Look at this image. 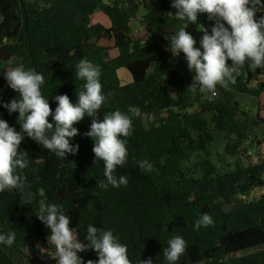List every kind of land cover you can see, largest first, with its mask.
Returning a JSON list of instances; mask_svg holds the SVG:
<instances>
[{"label": "trees", "instance_id": "16d2710c", "mask_svg": "<svg viewBox=\"0 0 264 264\" xmlns=\"http://www.w3.org/2000/svg\"><path fill=\"white\" fill-rule=\"evenodd\" d=\"M143 2L148 10L147 2L155 4L160 16L144 15L140 21L144 36L133 39L132 21ZM172 2L0 0L4 17L0 23V90L5 88L0 92V119L17 131L21 128L18 113L9 114L2 106L18 95L4 78L8 67L22 64L26 70L41 73V92L54 113L56 95L66 94L77 102L76 93L85 83L75 76L81 59L101 70L106 100L99 119L115 110L126 113L129 106L139 107L142 113L133 119V131L127 138L128 164L118 166L115 173L128 178L127 185L119 188L99 186L100 181L106 183L104 163L95 162L94 141L84 135L90 130L91 117L74 125L79 134L70 143L78 144L79 151L67 154L66 159L25 135L20 150L28 153L29 163L22 174L29 185L26 191L34 198L31 205H25L23 194L16 190L0 193V234L16 233L13 245L0 244V264H34L24 248L34 242L46 244L50 230L35 214L40 188L49 203L63 205L71 218L70 227L80 238L85 239L89 224L111 230L127 246L131 264L149 258L153 264H168L162 250L175 235L187 242L176 264H264V161L256 165L237 161L233 170L220 171L210 152L215 138L223 136L224 153L238 160L253 127L264 126V118H249L236 103L238 96L259 99L264 94V68L250 71L245 64L234 84L227 89L217 86L216 96L205 95L199 88L195 93L188 91L193 76L171 67L172 53L166 48L181 27L199 48L200 30L207 28L211 34L214 21L206 13L198 14L193 24L170 17L169 13L177 11ZM98 12L108 17L109 27L92 22ZM261 15L257 12V18ZM101 41H112L117 55L108 57ZM179 59L186 61L182 52ZM120 69L129 74L126 84L121 82ZM156 109L164 117L156 123L148 119L146 127L144 120ZM141 160L152 164L150 172L138 167ZM228 205L230 210L225 209ZM204 213L214 223L197 231L194 225ZM253 249L262 250L236 256ZM79 256L84 264L98 260L95 251Z\"/></svg>", "mask_w": 264, "mask_h": 264}, {"label": "clouds", "instance_id": "9594fccd", "mask_svg": "<svg viewBox=\"0 0 264 264\" xmlns=\"http://www.w3.org/2000/svg\"><path fill=\"white\" fill-rule=\"evenodd\" d=\"M171 6L177 11L168 15L188 24L197 23L198 14L203 13L214 21L211 34L206 28L200 30L203 35L199 48L185 27L171 37L166 48L173 57L181 52L184 54L187 67L193 73L188 91L195 93L199 88L201 92L207 90L215 95L218 85L227 89L229 84L235 83L236 75L245 64L250 71L264 68V15L257 18V12L264 11L262 0H173ZM3 21V15H0V23ZM75 76L85 82L83 90L76 93L77 102H71L66 94L56 95L57 107L53 113L49 100L41 92L44 84L41 73L34 69L26 70L22 64L4 73L8 86L18 95L2 106L9 114L18 113L17 121L21 128L17 131L6 120L0 119V193L16 190L23 194L24 204L31 205L34 197L26 191L29 185L27 177L22 174L29 163L28 153L20 150L25 135L58 158L66 159L67 154L76 155L79 151V145L70 141L79 134L74 125L85 116L91 117L92 122L84 135L94 141L95 162L100 160L104 163L106 183L100 181L99 186L119 188L127 185V176L115 173L118 166L128 164L127 138L133 131V119L142 115L141 109L129 106L126 113L115 110L103 114L101 120L99 113L106 96L102 92L99 66L81 59L75 66ZM50 116L52 122H49ZM138 167L150 172L153 166L148 160H141ZM38 195L41 199L35 214L50 230L48 243L55 249L56 264H84L78 253L89 249L98 254V260H88L87 264H131L127 246L120 243L111 230H99L89 224L85 236L87 243H82L70 227L71 218L63 205L49 203L43 188L39 189ZM213 223L212 217L204 213L194 227L199 231L202 226L208 227ZM15 240L14 231L0 234V244L11 246ZM186 248L185 239L175 235L163 248V256L168 264H176ZM140 264H153V259L142 260Z\"/></svg>", "mask_w": 264, "mask_h": 264}, {"label": "rangeland", "instance_id": "374dc122", "mask_svg": "<svg viewBox=\"0 0 264 264\" xmlns=\"http://www.w3.org/2000/svg\"><path fill=\"white\" fill-rule=\"evenodd\" d=\"M148 7H151L149 9L150 11L146 8L145 3L143 2L140 13L134 19L136 23H140L142 17L144 15H147L149 12H151L153 16L155 17L160 16V11L158 10V7L155 4L153 5L150 4V6ZM92 22L94 24L100 23L106 27L110 26V21L108 17L100 12L92 16ZM142 29L143 31H139V32L133 31L134 30L133 29L131 31L130 37L133 39H139L143 37L144 28L142 27ZM144 43L151 44L152 42L145 41ZM100 44L106 48V52L109 55L108 57L112 58L117 55V51L114 49V43L112 41H101ZM172 60H173L171 62L172 68L181 70L188 77L193 76V73H191L187 67V62L180 60L179 55L176 57L172 56ZM13 67H16V66H10L7 69L13 68ZM119 77L123 84H126L130 81L129 74L127 73L125 69L119 70ZM3 91H5V88L0 90V92H3ZM203 93L206 95L208 91L205 90ZM236 103L241 111L248 113L249 118H255V117L264 118V94L259 99H254L253 97H250V96H238ZM162 117H164V115H161L158 111L157 117L155 118V122L153 123L158 122L159 119ZM148 119L149 118L147 117L144 120V124L146 127H148V123H149ZM210 152L212 155V160L214 161V163L216 164L217 168L220 171L233 170L237 161L245 165H250V164L256 165L260 162H263L264 161V126L255 125L253 127L252 132L250 133L248 140L245 143V152L238 160L228 157L224 153V137L223 136H219L215 138L213 146L210 147ZM258 191H260V189ZM231 208L232 206H229V205L225 206L226 210H230ZM79 239L82 243H87L85 239L80 238V237ZM260 250L262 249H253V250L239 253L236 256H244V255L251 254V253H254ZM23 251L26 254V256L30 259L29 261L33 262L34 264H52L55 261L54 258L56 257L55 249L51 245H49L48 240L46 244H43L42 242H34L31 245L24 248ZM89 251H94V250L89 249L86 252H80L78 254L85 255Z\"/></svg>", "mask_w": 264, "mask_h": 264}, {"label": "built area", "instance_id": "2783aa9c", "mask_svg": "<svg viewBox=\"0 0 264 264\" xmlns=\"http://www.w3.org/2000/svg\"><path fill=\"white\" fill-rule=\"evenodd\" d=\"M258 13H260V14H263L264 15V11H262V12H258ZM133 23H134V19H133V21H132ZM207 29V28H206ZM208 30V29H207ZM133 31H136V32H139V31H143V29H142V26H141V24L136 28H134V30ZM209 31V30H208ZM143 42H145V40L143 41ZM212 94V93H211ZM217 95V89H216V93H215V95H213V96H216ZM256 195H258L259 194V191H258V189L256 190Z\"/></svg>", "mask_w": 264, "mask_h": 264}, {"label": "water", "instance_id": "95a60500", "mask_svg": "<svg viewBox=\"0 0 264 264\" xmlns=\"http://www.w3.org/2000/svg\"><path fill=\"white\" fill-rule=\"evenodd\" d=\"M105 1H106V0H105ZM149 4H151V2H149ZM158 111H159V110L156 109V110L150 115L149 120H150L151 123L155 122V118L157 117Z\"/></svg>", "mask_w": 264, "mask_h": 264}, {"label": "crops", "instance_id": "0c3cea01", "mask_svg": "<svg viewBox=\"0 0 264 264\" xmlns=\"http://www.w3.org/2000/svg\"><path fill=\"white\" fill-rule=\"evenodd\" d=\"M152 5V4H151ZM147 6H150V4L147 2ZM140 25V23H136L135 21H134V23H133V25H132V27H138Z\"/></svg>", "mask_w": 264, "mask_h": 264}]
</instances>
